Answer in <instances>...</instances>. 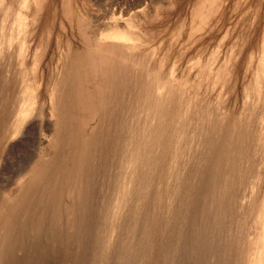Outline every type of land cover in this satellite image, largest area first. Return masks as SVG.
I'll list each match as a JSON object with an SVG mask.
<instances>
[{"label": "bare ground", "instance_id": "6f19581e", "mask_svg": "<svg viewBox=\"0 0 264 264\" xmlns=\"http://www.w3.org/2000/svg\"><path fill=\"white\" fill-rule=\"evenodd\" d=\"M71 2L60 8L53 0H0V65L3 64L4 58L7 60L6 48L8 47L7 51L12 50V46L15 45L16 48L14 47L15 50L13 49L12 52L20 58L17 61L19 69L24 70L23 66L27 64L23 61V56L26 54L24 52L32 43L29 42L32 41L30 37L28 40L26 35L24 36L28 24L34 23V27L37 26L41 31L39 42L33 51L35 70L42 63L45 54L43 50L47 49V46L49 48L52 43L51 50L56 51L54 71L49 72L50 75L46 77V80L43 74L39 76H42L44 81L42 83L45 84L43 86L45 89L42 90L45 91L42 92L43 94L45 92L44 95L47 97L38 96L40 88L37 89L38 85L34 83V79L33 83L25 81L23 85L21 84L19 97L22 111L17 116L15 127L22 124L23 118L29 114L30 108L38 97L39 100L46 98L47 100H42V104L47 103L46 110L48 109L49 115L54 120V129L48 139L52 153L47 156L41 154L35 162H32L21 187L14 193L10 192L12 194L1 201L0 247L11 246L10 243L14 241L15 246L18 243L20 247L14 248L22 250L23 246L29 243L28 238L24 239L25 234L21 235L24 229L26 228L27 233L31 232L30 235L26 233L30 239L33 232L43 229V225L47 226L45 229L52 237V243L48 240L51 246L54 237L58 240L57 238L61 236L60 228L63 220L68 225V231L64 228L66 229L65 234L63 233L66 235L64 238L67 239V243L75 244L82 237L78 231L82 230L83 224L92 225V221L84 223V220H87L86 216L90 217L92 213L89 212L92 203L93 181L91 182V179L94 171L98 174L108 167L105 162L99 163V160L105 159L107 152L119 157V172L114 179L116 197L110 202L111 204H108V207L106 206L107 210L102 216V224L105 227L100 233L101 244L96 249L92 264H108L110 260L113 261L112 254H115L113 241L116 237H120L121 247L128 250V254L116 256L118 264H126L125 262L134 256L135 264H175L176 257L180 258L183 253L186 255H182L183 258L191 259V254L197 248H201L203 253L200 254L203 256H199L203 257L201 263L264 264V126H262L264 120L261 122L264 113H260L262 107L258 109V104L263 97L262 93H264V40L263 45L260 44L263 47L262 55L255 67H252L253 76L251 72L252 78L246 90L244 86V90L247 91L244 93L246 97L254 99L253 104H250L248 108L249 119L245 120L247 125L244 126V122L240 124L241 121H239L240 118L243 120L244 111L240 118L234 112L227 113V117L224 115L223 118L215 121L210 119L204 105L195 110L193 108L194 111L201 109L206 112L205 120L197 123L192 120L189 109V102L194 99V96L191 92L182 90L185 79L177 78L176 74L172 73L173 70L163 74L158 65L155 67L154 64H150L149 67L148 58L146 60L144 56V59L141 52L138 53L142 57L134 53V50L141 51L140 48L137 49L141 38L136 29L135 18L139 19L140 14L145 21L143 6L133 11L134 19H131V16L120 23L118 17L109 18L104 20L97 30H91L88 29V12L75 13L76 10L71 6L73 5ZM216 2L218 3V0H203L202 4L196 3L198 8L192 12V15L200 14V17L197 24L192 25L197 27V30L201 26L206 27L211 19V17L208 19L210 14L213 16L212 12L218 10ZM142 16L141 20H143ZM37 20L41 23H35L38 22ZM141 20L138 22L141 23ZM205 22L207 23L204 24ZM55 23L61 29L68 24L71 30L77 33V37H80V46L67 37V33L64 34L65 38L62 32L58 31L59 29L56 31ZM34 27L32 32L37 30ZM52 33L55 39L48 45V39ZM38 46L43 53L39 51ZM11 50L7 54L12 53ZM52 60L53 53L50 62ZM8 62L10 63L9 60ZM6 65L8 66L7 61L5 67ZM10 67L13 68L12 65ZM9 68L6 69L7 72ZM219 68H222V65ZM226 69L227 73L230 69ZM20 73L24 75L23 72ZM2 74L0 71V86L3 87L4 81L10 78L4 76L6 79L3 80ZM229 78L230 74L226 79L229 80ZM11 79H13L12 75ZM226 79L224 78V82ZM4 88V90L1 88V91L7 90V87ZM5 94L1 103L2 110H0V145L11 132L6 120L14 111V102L17 99L10 91ZM43 110L40 112H44ZM185 124L188 128L191 126L192 128L185 129ZM188 142L191 145H188ZM102 148L106 151L104 154ZM180 148L185 150L190 148L189 152L194 157L199 155L196 156V162H187L190 165L186 174H183L180 169ZM42 149L44 150V147ZM96 162L98 163L95 164ZM242 164L250 167L251 171H246L247 166L243 168ZM205 173L207 176L204 175V177L207 179L202 177ZM101 182L103 184L104 180ZM246 185L251 187V191H248L251 194L247 195L250 200L246 198L249 204L246 200L247 205L244 203L245 206H242L240 199L246 195L248 188ZM208 189L212 192L207 191ZM64 196L69 199L62 203ZM196 199L198 200L195 203ZM60 204L61 207L58 206ZM51 206H54V209L51 208L50 210L53 209V211L50 212ZM93 209L94 207L92 211ZM177 209H181L183 213H178ZM188 215L190 220L187 221ZM125 220L129 222L130 228L122 225ZM187 225L198 231L196 235L191 234L192 237L185 241L183 229ZM140 226L142 230L138 233L136 228L140 229ZM131 229L135 232L131 233L129 239L127 233ZM45 236L47 237L48 234ZM34 237L35 240L36 237ZM48 237L50 239V236ZM83 237L85 242L87 237L85 238V235ZM48 241L46 240L45 243ZM4 242L6 243L3 245ZM40 244L39 242L34 245H38L39 248ZM57 244L54 248L61 249L62 243L58 244V247ZM74 244L73 246L78 245V243ZM30 245H27L28 250ZM65 246L64 244V249ZM85 246L88 251L87 245ZM85 246L82 245L84 250ZM35 248L33 251L37 252ZM5 249L0 248L2 264H4L3 260L10 263L12 256L10 252H7L11 247L7 248L6 252ZM40 249L42 251L43 248L40 247ZM67 250L64 251L66 252L64 256L69 262L70 256L66 257L69 252ZM46 251L48 252L47 249ZM56 254L57 252L54 257L49 255L52 259L59 260ZM33 255L31 254V262L34 257L35 263L29 261L31 264L43 261ZM49 255L47 254V257ZM59 255L62 256L61 253ZM14 257H18L15 256V252ZM199 257L194 264L200 260ZM20 259L21 257L19 261ZM35 259L38 261L36 262ZM19 261L17 263L20 264L22 261ZM24 261L29 263L27 259ZM13 262L10 264H16V261ZM45 262L47 263V260ZM79 262L75 261L78 264ZM62 263L64 264L65 261Z\"/></svg>", "mask_w": 264, "mask_h": 264}, {"label": "rangeland", "instance_id": "374dc122", "mask_svg": "<svg viewBox=\"0 0 264 264\" xmlns=\"http://www.w3.org/2000/svg\"><path fill=\"white\" fill-rule=\"evenodd\" d=\"M53 1H55L56 5L59 6L60 8H62V6H64L68 2L72 1L71 3L73 5H71V6L73 7V9L76 10L75 13L76 12L77 13L88 12V16H89V21H88L89 22L88 23L89 28L88 29H91V30L92 29L97 30L99 27L102 26L103 21L107 20L109 18L118 17V18H120V23H123V22H125L126 18H130L132 15L134 16V14H133L134 10H136L138 7L143 6L145 9L143 11L144 12L143 13L144 18H146L147 20L145 19V21H144L143 16L140 14L138 15V17L140 16V18H141V16H142L143 20H141L140 18L139 19L135 18L136 23H137L136 29L139 33L138 34L139 37L141 38V41L138 45L139 47H137V49L139 50V48H140L141 51L140 50L139 51L134 50V53L141 52V54H143V57L144 56L146 57V60L148 58L149 61H148L147 65L149 67H150V64H154L155 67H157V65H158L159 67H161V71L163 72V74H165V72L166 73L172 72V70H173L172 73L176 74L175 76L177 78H181V79L183 78V80L185 79V84H184V87L182 90L184 92L185 91L191 92L192 95L194 96V99H192L189 102L190 114H191V117H193L192 120L194 122H197V123H201L200 122L201 120L202 121L205 120V118H206V115H205L206 112L205 111H203L201 109L199 111H194L196 108L203 107V105H204L205 109L209 113L210 119H214L215 121L223 118L224 115H226V117H227V115H228L227 113H234V112L237 113V115H239V118H240V116L243 115V111H244L245 116L243 115L242 117H244V118H246V116H248V117L246 119L243 118V120H242V118H240L239 121H241L240 124H242L244 122L243 123L244 126H245V124L247 125V123H245V120L247 121L249 119V115H247V114H249L248 108H249L250 104H253L254 99H252V98L248 99L246 97V94H244V93L245 92L247 93V91H245V90H246V86L248 85V82L250 81V79L253 76V68L255 67V64L258 62L259 57L262 55L261 53L263 52L264 46L262 47V46H260V44L263 45V40H264V36H263L264 35V32H263L264 31V28H263L264 27V0H218V3L216 2V7L218 6V10H214V11H216L215 12L216 14L215 13L213 14V12H214L213 11L212 12L213 16H211V14H210V16L208 17V19L211 17L212 20L209 19V22H208L209 24L207 22H205L204 24L207 23L206 24L207 26L206 25H205L206 27L203 26L204 28H202V26H201L200 28H198L199 30H197L196 29L197 27H195L193 25L197 24L198 18L200 17V14L194 15V13H193V15H192V12L194 10H196V8H198V6H197L198 4L203 3V0L202 1L201 0L200 1H198V0H67V1L62 0V2L60 0H53ZM196 3H198V4L196 5ZM194 5H195V8H194ZM196 13L197 12H195V14ZM133 16L131 17V19H134ZM194 16L197 18V20ZM137 19L141 20V23L138 22ZM192 19H193V21H192ZM121 20H123V21H121ZM37 21L38 22H35V23H39V22L41 23L40 20H37ZM191 21H192V23H191ZM32 24H34V23H32ZM32 24L27 25L26 32L24 33V36L26 35L27 39L30 37V39L32 40V41H29L32 43H30L29 47L26 48V51L24 52L26 54H24V56H23V61H24V63H25V61L27 62V64L25 63L23 66L24 70L19 69V66L17 65V61H19L20 58L17 57V54L15 55L14 52H12L13 49L15 50V48H16L15 45L12 46V48H13L12 50L11 49L8 50L9 52L11 50L12 53H10V54H7L9 52L7 51L8 47L6 48L5 52H7V53H5V54H6L7 60L4 58L3 59L4 62L2 61V63L6 64V61H7L8 66L6 65L7 67H5V64H4V67H5V69H4L3 64L1 63L2 65H0V71L3 73L2 74L3 80L5 77L10 78L8 80L5 78L6 81H4V84H2L3 87L0 86V110H2L1 109V103H2L4 96L6 95L5 92L10 91V93H13V95L15 94V97L18 99V100L15 99L14 107H13L14 111L11 113L9 118L6 120V122L8 124V129H10L11 132L8 134V136L4 139V141L0 145V203L3 199L7 198L9 196V194H12L10 192L14 193L15 191H17L21 187L24 176L26 175L28 168H30V166L32 165L31 164L32 162H35L36 159H38V157H40L41 154H43V155L46 154L45 156H47V154L50 155L52 153V147L49 146L48 139H49V136H50L52 130L54 129V120H53V117H51L49 115L48 109L46 110V108H48L47 103L45 104L43 102L44 105L42 104V100L45 101L44 99H46V98H40L41 100H39L38 98L42 97V96L47 97V95H44L45 92H44V94L42 92V91H45V90H42V89H45V87H43V86H45V84H43L44 81H42V78H41L42 76L39 77L40 74L41 75L43 74L45 76L44 78L46 80V77H48V75H50L49 72L54 71V69L56 68V65L54 64V63H56L55 57H54L56 54V51L53 49L51 50L52 43L50 44V42L53 39H55V36H54V33H52L51 37L48 39V45L50 44V47L48 48V46H47V49L45 48L44 49L45 51L43 50V52L45 54L43 55L42 63L35 70V62H34L35 61V59H34L35 54L33 51L35 50V46L39 42V38H40L39 36H41L40 35L41 31H40V29L37 28V26L34 27L35 24L33 26H32ZM54 25H55L54 28L56 29V31L59 29L58 31L62 32L63 36H65L64 34L67 33L66 36L71 38L76 45L80 46V44H81L80 43L81 42L80 37H77L78 36L77 33L73 32L71 30V27L68 26V24H65L63 29H61V27L57 23H55ZM191 25H192V28L190 27ZM30 26H32V28ZM33 27L35 29H37V30H35V32H32ZM193 27H195V28H193ZM28 29L32 33L29 32ZM194 29H196V31H194ZM54 30H53V32H54ZM29 33H30V36L27 37V35H29ZM33 33H35V34L33 35ZM66 36H65V38H66ZM32 37H34V39H32ZM262 37H263V39H262ZM30 39H28V40H30ZM44 41L46 42V39ZM140 44H142V45L140 46ZM42 46H44V45H42ZM38 47H39L38 48L39 51H41L40 50L41 47L40 46H38ZM31 49H32V51H31ZM257 49L258 50L260 49V50L258 51ZM32 52H33V54H32ZM43 52L41 51V53H43ZM52 53H53V60H52V62H50V59L52 57ZM252 53H255V54H252ZM138 55H140V54L138 53ZM8 56L9 57L11 56L13 58H11V57L9 58ZM140 56L142 57V55H140ZM212 56H213V59H212ZM145 57H144V59H145ZM209 57L212 60H210ZM8 60L10 61V63L8 62ZM203 60H204V62H203ZM249 60L250 61L252 60V62H249ZM196 61H198L200 63L197 62L198 63L197 64ZM205 61H207V63ZM220 62H221V64H220ZM206 64H208V65H206ZM11 65L13 66V68L15 70L12 67H10ZM221 65H222V68H219V66H221ZM151 66H153V65H151ZM2 67H3V69H2ZM198 67L199 68L201 67L200 68L201 72H200ZM7 68L10 69V70L8 69L9 73L6 70ZM11 68L13 69V71H11L12 70ZM203 68H204V70H203ZM225 69L226 70L230 69L227 71L228 74L226 73ZM4 71H5V73H4ZM230 71H231V73H229ZM20 72H23L24 75ZM219 72H220V74L218 75ZM251 72H252V76H251ZM35 73H37V75ZM199 74L202 76H200ZM223 74L227 78L229 77V74H230L229 80L226 79V77ZM11 75H12L13 79H11ZM37 76H38V78H37ZM219 76H221V77L219 78ZM223 77L226 79L225 82H224ZM35 78H37V79H35ZM33 79L35 82L33 81ZM25 81L26 82H32V83L34 82L36 85H38L37 89L40 88V90H38V93L40 95L38 94L39 97L36 99V101L33 103L32 107L30 108L29 114L23 118L22 124L19 125L18 127H15V121L17 120V116H18V114L20 115V113L22 111V110H20L21 101H20V97H19V92H20L21 86L25 83ZM37 81H38V83H37ZM244 86H245V90H244ZM4 87H7V90L5 92L3 91L5 89ZM1 88L3 89L2 90L3 92L1 91ZM262 94H263V97L260 100L261 102L259 101L260 103L258 104V109L262 107L260 113L261 112L264 113V100H263L264 93H262ZM196 103H198V104H196ZM244 103H246V104H244ZM40 104H41V106H40ZM260 105H262V106H260ZM42 107H43V109H45V111L42 109ZM243 107H245V108H243ZM193 108H194V110H193ZM42 110L44 111L42 113L43 114L45 113L44 115H42V113L40 112ZM0 113H1V111H0ZM263 120H264V116L262 117L261 122H263ZM262 126H264V125L262 124ZM247 127L249 128V126H246V128ZM190 128H192V126ZM190 128H188L187 125L185 124V129H190ZM15 129H18V130L16 131ZM247 130H249V129H247ZM188 145H191L190 142H188ZM43 147H44V150L42 149ZM103 149L104 148H102V151L104 154L106 151H105V149L104 150ZM189 150H191V149L186 148V150H185L183 148H180L181 158H180V162L179 161L178 162L180 163V169H181V172L183 174L184 173L186 174L188 172L187 168H188V165H190V164L189 163L187 164V162L190 161L191 163L192 162L194 163L197 161L196 156H199V155H196L195 157L192 156L191 152H189ZM106 160H108L109 163ZM101 162H105L106 167L107 166L108 167L105 168V170H103L102 172H100L98 174L96 173L97 171L96 172L94 171L95 174L93 172V178L92 179H94V180L91 179V182L93 181L92 182L93 186H92V195H91L92 196L91 197L92 203L91 204H92V207H94V209L92 211V207L90 204L89 212L90 213L92 212V213H91L90 217L86 216L87 220H84V223L85 222L90 223V221H92L91 222L92 225L89 226L88 224H83L84 227H82L83 225L81 227H82V230H84V232H82L81 228L79 227V230H81V231H78V232H79V234L81 233L82 237L79 238V240L76 241L75 244L73 243L74 245H76L78 243V245L73 246L72 243L70 244V243L66 242L67 239L65 240V238H64L66 235H63V233L65 234L64 231H66L68 225H67V223H65V220H63L61 223V228H60V230H61L60 232H62L61 236H60L61 240H60V237L57 238L58 240H56V237H54L55 239L53 241V245H51V246H50L49 241H51V243H52V239H51L52 237H51V235H49L48 230L45 229V227H47L46 225H43L42 226L43 229L37 231L39 235L37 234V232L36 233L33 232L35 235H32L33 234L32 233L31 234L32 237H30V239H29V236H27V235L28 234L30 235L31 232L28 231L30 233H27V230H25L26 229L25 228L24 232H22L21 235L23 236L25 234L24 239L28 238L27 241L29 242L28 243L29 245L32 242L33 243L35 242L34 244H39V242L41 244H43L42 246H41V244L39 245V248L40 247L43 248L42 249L43 252L41 251V249L39 250L38 245H34V244H31L29 246L30 247L29 250H28V246H27L28 244L24 245L23 249L21 248L22 250H20L18 248L15 249L14 247H16V246L19 247V245L17 243V245L15 246L16 242L12 241L11 243L9 242L11 246L5 245V247H7V248L11 247L10 250H12V251H10V250L7 251L6 250L7 248L5 249L4 246H2V247H3V249H5V252L6 251L8 253L10 252V255H12L11 259H12V257H14V252H15V256L17 255L19 258L21 257L20 261H22V262L19 261L18 257H14L13 260L14 259H18V260H14V262H13V260H11L9 257L8 259H10L9 260L10 263H12V262L15 263V261H16V264H19V263H17V261H19L20 264H27V263H25L24 260L27 259V262H29V261L31 262V259H32L31 254L33 255V253H34L33 256L36 255L35 258H37L38 260L43 259L42 262L41 261L37 262L38 260L35 259V261L37 262L36 264H39V263H41V264H55V263L59 264V263H62L64 261H65L64 264H66L68 262V260L64 256L66 253L64 251H66L67 250L66 248H68L67 251H69L71 253L67 252L66 257L70 256L71 262H70V258H69V262L67 264H73V262L75 263V261L79 262V259L82 260V261L80 260L79 264L81 262H82V264H92L95 253H96V249L99 248L100 244H101L102 236L100 235V233L105 227L104 224H102V220H103L102 216L106 212L108 204H111L110 202L114 201V199L116 197V194H115L116 190L114 187V179L118 174L117 172H119V169H118L119 168V157H117L115 155L114 156L110 155L106 152L105 153V159L99 160L100 164H102ZM97 163L98 162H96L95 164H97ZM109 165H110V167H109ZM242 166H243V164H242ZM246 166L244 165L243 168ZM94 168H96V167L94 166ZM249 168L250 167L247 166L245 168L246 171L247 170L251 171L250 170L251 168L250 169ZM184 171H186V172H184ZM204 175L207 176V173L203 174L202 177H204ZM104 176H106V177H104ZM100 177H101V179H100ZM202 177H201V179H202ZM111 178H112L113 182L111 181ZM204 178L207 179V177H204ZM204 178L202 179L203 181H204ZM101 180L102 181L104 180L105 184L104 183L102 184ZM106 181H107V183H106ZM249 181L251 182L250 179H249ZM197 182H198V180H197ZM199 184H202V183H199ZM95 185H97V186L94 188ZM104 185H105V187H104ZM99 187H100V189H99ZM108 187H109V189H108ZM246 187H248V188L246 189V191H247L246 195L243 197L244 200H243V198L240 199V201H242L241 202L242 206L247 205V201L249 204V200H250V198H248L247 195L251 194V193H249L251 191V187L247 186V185H246ZM198 188H200V186H198ZM93 189H94V191H93ZM207 191H209L210 193L212 192V190H210V189H208ZM209 192H208V194L210 195ZM4 194H6V195L4 196ZM65 197H67V196H64V198L62 199V203L66 202L69 199L68 197H67V199ZM246 198L249 200H247ZM105 200H109V201H105ZM197 200L198 199H196L195 203L197 202ZM240 201L238 202L239 204H240ZM244 203H245V205H244ZM58 206L61 207V204ZM53 207L54 206H51L49 208L50 212L53 211V209H54ZM51 208H53V209L50 210ZM89 212H88V214H90ZM177 212L180 214L183 213L181 209L180 210L177 209ZM87 217L91 220H89ZM189 217H190L189 215L186 216L187 221L190 220V219H188ZM76 220H78V218ZM79 221H80V218H79ZM79 221H77V223ZM125 221L122 223V225H124V227H126V228L127 227L130 228L131 226L129 225V222L127 220H125ZM85 225L87 227H85ZM77 226H76V228H77ZM187 227H186L187 230H186V228L183 229V234H185V235L187 234L186 237H184L185 235H183V238H185V241L187 239L191 238L192 235H196L195 233L198 231V229H195V228L193 229L192 226L189 227L187 225ZM64 228H66V229H64ZM91 228H93V229L90 230ZM137 228H136V230H138V231H136V232L139 233L142 230V227L140 226V229H139V227H137ZM67 231H68V229H67ZM45 232L48 234V236H50L51 240L49 239L48 236H47L48 238L45 236V235H47V234H44ZM85 232L87 235L85 234ZM132 232H135V230L131 229L128 231L127 238L130 239V235ZM26 233H27V235H26ZM83 234L85 235V238L87 237L85 242H84V237H83L84 235ZM25 236H26V238H25ZM33 237L35 238V240L33 239ZM89 239H91V240H89ZM29 240H31L32 242H30ZM46 240L47 241L49 240L48 241L49 245H47V246H46V244L48 242L45 243ZM57 241H59L58 244L62 243L60 245L62 247L61 249L58 247L59 245L57 244ZM80 241L82 242V244ZM86 241L87 242L89 241V242L87 243ZM5 243L6 242H4L3 245ZM85 243H87V244H85ZM55 244H57V247L59 250L54 248L56 246ZM64 244L66 245L65 246L66 250L63 248ZM83 244H84V246L87 245L88 251L86 250V246H85V250H86V252H85L84 247H82ZM35 246H36V248H35ZM48 246L50 247V249H48L49 248ZM2 247H0V248L2 249ZM26 247H27V249H26ZM13 248H14V252H13ZM33 248L37 249V252H36V250L33 251ZM113 248H114L113 251H115V254H112L113 255L112 256L113 261L110 260V262H108V264H118L116 262V256L120 255V254H124V255L128 254V250H124V248L121 247L120 237H118V238L116 237V239L113 241ZM46 249L48 250V252H50V250L52 249L51 250L52 253L51 252L48 253L46 251ZM53 249H55V251ZM77 249H78V253H77ZM80 249H82L83 251ZM1 251H4V250H1ZM32 251H33V253H31ZM108 251H109V249H108ZM201 251H202L201 248H199V249L197 248L196 251L191 254V259H190V257L183 258V256H186L184 253L182 254L183 256L180 255V258L176 257L174 255L176 257L175 264H178L180 262H181L180 264H187L188 261H189V264H194V263H196L195 260H198L197 258L199 256L200 257L203 256V255H200V254H203V253H201ZM11 252H13V253L11 254ZM45 252H46V254H44ZM56 252L58 254L59 260L57 257H55V258H57L55 260H54V258L53 259L51 258V255H53V257H54V254ZM26 253H27V256H26ZM59 253L62 254L64 259L61 258L62 256H60ZM68 253H69V255H68ZM3 254H5V253H3ZM47 254L48 255L51 254V255H49V257H47ZM57 254H56V256H57ZM72 255L74 257L80 256L81 258L80 257L74 258ZM91 256H93V257H91ZM76 258L78 260H76ZM62 259H63V261H62ZM134 259H135V256H134V258L128 260L125 263L126 264H130V263L135 264ZM185 259H187L188 261ZM33 260H34V257H33ZM33 260L31 263H35ZM46 260H47V263L45 262ZM3 261L2 262L4 264H10V263H6L5 260H3ZM9 261H7V262H9ZM199 261L201 263L203 261V257L200 258ZM199 261H197V264L199 263ZM0 264H2V263H0ZM75 264H78V263H75ZM201 264H206V263H201Z\"/></svg>", "mask_w": 264, "mask_h": 264}]
</instances>
